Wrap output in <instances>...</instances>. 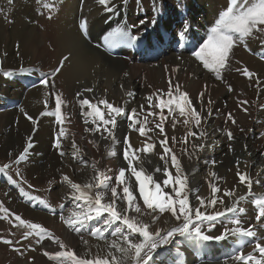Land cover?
<instances>
[{"label": "bare ground", "instance_id": "obj_1", "mask_svg": "<svg viewBox=\"0 0 264 264\" xmlns=\"http://www.w3.org/2000/svg\"><path fill=\"white\" fill-rule=\"evenodd\" d=\"M12 1L9 4L8 0H0V60L7 56L3 61L5 71L13 73V77L0 79V163L6 164L15 160L29 142V137H31L32 144L39 145L45 153L47 152L46 157L37 153V157L34 156L31 160L21 164L26 177L21 180L24 185L46 188L56 179H60L62 185L59 200H67L69 212L73 210L75 203L70 198L71 189L62 182V175H67L73 182L83 184L88 182L94 174L91 167L92 161H98L99 167L102 169L115 170L127 167L121 153L123 148L121 131L126 121L118 119L116 135L121 143L115 146L116 155H106V148L110 141L101 139L99 133L85 131L89 125L85 124V117L81 114L77 93H83L84 97L93 102L100 99H107L114 104L130 101L126 105L130 112L132 108H139L142 103L147 109L145 97L157 89L167 91L168 81L171 78L174 82L181 84L182 90L189 93L194 106H197V111H200L197 96L200 91L204 90L205 84L209 86L205 95V105L209 96L213 101L211 105L213 115L208 118L206 123L202 122V127L208 134L204 141L205 148L197 151L190 159L188 155L181 152L179 143L174 147L182 159L181 164L185 173L188 174L189 187L198 188L199 195L208 196V181L211 179L209 173L215 172L218 177L222 178L217 181L222 190L218 195H222L224 189L230 190L233 187L236 188L237 196L242 195L243 189L236 176V164L239 161L240 171L247 172L253 179V193L264 194V122L259 121L264 113V108L260 107L264 105V61L261 58L264 56V45H261L259 40L249 41V47L257 53L248 54L243 49L244 47L240 46L243 48L234 49L230 63V71L232 68L242 70L247 67L257 73L261 81L260 86L257 87L254 81H249L241 72L238 75L231 72L223 74L222 72L223 81L217 80L192 55L172 54L140 64L130 63L123 58L109 55L104 50L90 44L79 30L78 22L82 19L86 18L92 24L98 19L103 21L107 18L104 15L106 13L104 7L100 6L96 0H70L74 5L67 12H64L63 8L60 12L55 9L51 10L54 19L46 18V13L39 9L35 0ZM180 1L186 3L184 0ZM114 2L120 5L122 0H114ZM172 2L173 0H164L163 3ZM143 4L144 0H129L127 7H121V10L124 14L136 15ZM80 13L82 14L79 20L71 18L72 15L77 14L78 16ZM17 44H19V48H17ZM4 53L7 55L5 56ZM64 57H68V59L64 62L61 72L54 78L55 88H45L40 84L41 79L58 67ZM2 65L0 64V67ZM21 67L25 71H19ZM38 67L41 71L37 70ZM227 85H231L233 91L229 92ZM85 88H91L93 91L84 93ZM129 91L135 93L134 99L126 95ZM53 92L61 93L62 98L67 102L66 108L62 106V114L67 115L63 125L57 123L55 116L41 115V113L55 111V96L51 94ZM243 100L248 101V104L244 105L248 109L247 113L238 106V101ZM99 107L104 111L102 105ZM21 108L36 120V124L25 117ZM85 111H87L86 106ZM228 112L234 115L237 121L235 125L231 121L225 123ZM202 116H207L206 110L202 112ZM88 119L91 120V117ZM171 119L170 117L165 122V131H172L169 145L172 136H175L179 141L184 138L187 131L186 126L182 123V117L177 115V119L181 122L177 123L175 128L170 123ZM61 126L66 129V136L61 138L62 150L66 153L63 157L60 154L57 155L56 149L51 146L54 145ZM240 128H243L244 131L241 132ZM226 129L233 132L234 139H228ZM192 130L198 131L195 127ZM156 131L153 132L154 135H156ZM93 139L97 141L99 148L88 143ZM145 139L147 138H140L141 142ZM188 139L187 147L191 153L193 151L191 143L198 144L201 141L195 137ZM73 140L81 149L82 158L89 161L88 165L81 164L78 158L73 159L71 147ZM138 145L140 147L141 143L139 142ZM229 146H231V150H229ZM245 146L247 147L245 148ZM209 147L211 150H208ZM149 159L154 160L152 153L148 155L147 159L142 153L144 167H147ZM213 160L216 161L214 165L211 163ZM171 170L175 175V170ZM257 180L259 183L255 182ZM10 194L13 197V194ZM196 194L191 195L195 204L198 203L194 199ZM135 195L143 207V201L139 198L138 191ZM13 199L7 201V205L18 209L21 217L25 215L49 228V231L60 237L77 255L85 253L86 246L81 242L80 236L70 231L62 221H59L58 217L44 211L31 210L15 200L14 197ZM227 203L228 198H225L224 206ZM241 207L246 210L241 217L242 226L246 227L247 223L250 224L255 220V215L252 216L254 208L243 201ZM218 209L219 205L215 210ZM132 214L134 213H130V215ZM154 215L157 214L154 213ZM143 219L150 221L149 217ZM167 219L162 215L159 221H156L158 224L155 222L157 227L162 228L163 222ZM91 223L94 226L97 225L96 221ZM14 224L18 225L14 218L0 221V236L13 240L15 247H19L23 254L14 251L12 246L0 243V264L56 263L44 256L43 252L60 250L57 244L49 239H45L41 244H36L33 237L24 239V228L14 227ZM220 230H222L221 226L217 223L212 234H218ZM83 236L84 239L89 240L90 245L101 244L99 251L103 254V241H97L89 236L87 231L83 233ZM108 239H112V237H108ZM246 239L230 237L224 242L213 241L209 242L207 249L198 251V246H195L193 242L177 237L172 245L159 250V253L164 257L156 264H194L201 258L210 256H214L213 262L206 261L200 264H218V262L222 264L226 259V254L238 248ZM31 248H35V251H32ZM91 251L94 254L98 249L92 247ZM243 251L248 252L249 248L246 250V246H244ZM201 261L203 260L201 259ZM231 262L229 261L228 264Z\"/></svg>", "mask_w": 264, "mask_h": 264}, {"label": "snow or ice", "instance_id": "obj_2", "mask_svg": "<svg viewBox=\"0 0 264 264\" xmlns=\"http://www.w3.org/2000/svg\"><path fill=\"white\" fill-rule=\"evenodd\" d=\"M96 2L103 6L107 12L118 15L121 7H127L129 0H122L120 5H117L114 0H96ZM8 3L11 4L12 0H8ZM43 7L50 12L54 5L43 4ZM152 7L153 17L149 21L144 19L139 21V24L144 26L142 30L137 29L133 32L132 28H136L135 25L130 28L126 24L122 26L118 24L117 27L103 35L104 45L106 47H116L117 45H126L129 48L136 47L142 39H146L144 33L147 32L148 26H156L159 22V16L163 15V0H152ZM48 18L51 19V15ZM79 29L85 36L88 35L86 18L79 23ZM188 33V28L179 31V41H185ZM176 35L173 33L174 39ZM250 40H259L260 44L264 45V0H226L225 6L218 13V18L208 30L207 38L192 50L191 55L217 80L223 81L222 72L231 63L234 49L237 46H243L246 50L253 51L249 47ZM17 48H19V44H17ZM4 55L6 56L7 53ZM261 58L264 59V56ZM67 59L68 57H64L58 67L41 79L40 84L45 88H55L54 78L61 72ZM236 70L241 72L249 81H254L257 87L260 86L261 81L257 73L247 67ZM19 71L23 72L25 69L21 67ZM0 72H3L4 77L13 75L10 71H4L2 67H0ZM149 87L151 86L149 85ZM208 87L205 84L204 90L200 91L197 96L200 111H197V106H194L189 93L182 90L181 84L174 82L171 78L168 81L167 91L157 89L147 95L145 97L147 109L142 103L139 106V112L137 108H132L129 112L126 105L130 101L114 104L107 99H100L93 102L84 97L83 93L78 92L77 100L81 114L85 117V124L89 125L85 131L99 133L101 139L110 141L106 148V155L115 156V146L121 143L116 135L118 119L126 121L129 130L137 131L141 137L147 139L141 142L140 147L133 148L128 136L124 135L122 150L127 167H120L115 170L102 169L99 167L98 161H92L91 167L94 174L88 182L83 184L73 182L67 175H62V182L71 189L70 198L75 203V208L69 212L67 217L61 213L60 220L70 231L80 236L81 242L86 246L83 255H77L75 251L68 248L60 237L55 236L41 224L25 220L20 215L11 214L14 216V220L18 222V225L14 224L13 226L24 228L26 231L23 233V238L35 237L36 244H41L45 239L57 244L60 250L43 252L44 256L50 261H56V264H154L155 254H158V250L162 249L163 246L172 244L177 237L193 242L195 246H198V251L207 249L209 242L219 243L227 241L230 237H244L247 239L243 244L226 254L223 264H228L229 261H233L234 264H264V243H261L264 237L257 236L255 225L242 226L241 219L246 212L245 208L241 207V202L251 197L255 220L257 224L264 223V195H254L252 177L247 172L240 171V162L237 161L236 176L239 178V184L245 185L248 190L245 195L237 196L235 187L230 190L224 189L222 195H218L222 190L217 181L222 178L218 177L215 172L209 173L211 177L208 181L209 195H199L198 188L189 187L188 174L185 173L174 150V146L179 143L181 152L191 159L197 151L205 148L204 141L208 134L202 127V122L206 123L208 118L213 115L211 109L213 101L210 96L205 105ZM227 87L229 92L233 91L231 85H227ZM92 91L91 88L83 90L84 93ZM51 94L55 96V111L41 113V115L55 116L57 123L63 125L67 115L62 114V106L66 108L67 102L62 98L61 93L53 92ZM126 95L133 99L135 97V93L132 91L127 92ZM247 104V100L238 101V106L246 113L248 109L244 105ZM100 105L103 106L104 111L101 110ZM85 106L87 111H85ZM260 107L264 108V105ZM20 110L28 120L36 124V120L23 108ZM165 110H167V115ZM205 110L207 116H202V112ZM141 114H143L142 118ZM177 115L183 118L182 123L186 126L187 131L184 138L179 141L175 136H172V146H170L169 137L165 132V122L171 117L170 123L175 128L176 124L181 122L177 119ZM88 117H91V120ZM149 117L153 119L150 121ZM228 121H231L233 125L237 123L231 112L226 115L225 123ZM149 123H152L154 127L149 128ZM193 127L197 128L198 131H193ZM155 130H158V136L163 137L158 144L162 149V152L159 153V159L163 161V166L156 167L153 172H149L144 167V160L141 159L140 154L143 153L147 159L148 155L154 152L157 144L152 141L149 133ZM225 131L229 140L234 139L231 130L226 129ZM240 131L243 132L244 129L240 128ZM65 136L66 129L61 126L53 146L59 150L62 157L66 155L61 144V138ZM189 137H195L201 141L198 144L192 143L193 151L191 153L187 147ZM28 140L29 142L15 160H11L0 167V174L7 175V170L12 164L19 165L26 159L29 150L33 147L31 137ZM88 143L99 148L95 139L88 141ZM71 147L73 159L78 158L81 164L88 165L89 161L82 158L81 149L75 140L72 141ZM229 150H231V146H229ZM148 162L151 163L150 160ZM211 163L214 165L216 161L213 160ZM170 169L175 170V175ZM156 172L162 173L160 181L154 178ZM16 174L20 175L19 169L16 170ZM255 182L259 183V180ZM137 191L139 198L143 201V207L135 195ZM19 192L22 197H27L30 201L35 200L39 205L55 213V209H51L46 201L39 197L30 196L23 187H20ZM193 193H197L194 196L197 204H193L190 200ZM225 198H228L226 206H224ZM217 205L224 207L222 210H215ZM63 208L64 204H61L60 209ZM0 211L5 214L4 218L6 219L9 210L0 205ZM130 213L134 214L130 215ZM154 213L161 215L169 213L175 223L168 228H157L153 231L151 224L159 219V216L154 215ZM144 217H149L150 221H146L143 219ZM93 221L97 222L96 226L92 225L91 222ZM217 223L220 224L222 230L214 235L212 233L216 229ZM109 230L111 231L109 232ZM85 231L97 241L104 242L103 254L99 251L101 244L90 245L89 240L84 239L83 233ZM109 235L112 239H108ZM253 241V251L245 254L244 246ZM0 243L12 246L14 251L23 254L19 247H15L11 239L0 236ZM92 247L98 249L94 254L91 251ZM31 250L35 251V248H31Z\"/></svg>", "mask_w": 264, "mask_h": 264}, {"label": "rangeland", "instance_id": "obj_3", "mask_svg": "<svg viewBox=\"0 0 264 264\" xmlns=\"http://www.w3.org/2000/svg\"><path fill=\"white\" fill-rule=\"evenodd\" d=\"M58 1H60L59 3H56V2H58ZM152 0H144V5H147L148 7L149 6H151L152 5V2H151ZM13 2V1H12ZM54 2H55V4H54ZM142 2V1H141ZM151 2V3H150ZM163 2H164V0H163ZM50 4H52V5H54V7L51 9V10H53V9H55V10H57V11H59L60 12V10L63 8L62 7V0H54L53 2H49ZM61 6H60V5ZM140 4V3H139ZM164 4V3H163ZM60 6V7H59ZM60 8V9H59ZM238 48V47H237ZM7 57V56H6ZM6 57L2 60H0V61H2V68H3V70L5 71V68H4V62L3 61H5L6 60ZM38 71H41V69H39V67H38V69H37ZM233 70V71H232ZM236 71V72H235ZM229 72H231V73H233V74H235V75H238L239 74V72L235 69V68H232L231 69V71H230V64L228 65V67L225 69V70H223V74H226V73H229ZM235 72V73H234ZM2 77H4L3 76V72H0V79L2 78ZM11 77H13V75L11 76ZM5 78V77H4ZM24 81V80H23ZM26 83V82H25ZM24 83V84H25ZM137 108V110H138V112H139V108L138 107H136ZM158 111V110H157ZM165 114L167 115V111L165 110ZM142 116H143V114H141V118H142ZM170 118V117H169ZM153 118L152 117H149V120L151 121ZM259 121H263L264 122V113L262 114V116H261V119L259 120ZM123 130L121 131V134H122V138H124V135H127L128 136V138H129V141H130V143L132 144V146H133V148H138L139 147V145H138V143L140 142L141 143V140H140V138L142 139V138H146V137H141L140 136V134H139V132H137V131H131V130H129L128 128H127V122H125L124 124H123ZM148 127L149 128H152V127H154V125L152 124V123H149V125H148ZM156 131V130H155ZM167 131V132H166ZM165 132H166V134L168 135V137L170 138V135H171V133H172V131L171 130H166ZM157 133H158V131H156V135H154V133L153 132H150L149 133V135L152 137V141L153 142H155L156 144H157V147L154 149V152L152 153V155L154 156V160H151V159H149L150 161H151V163H149L148 162V164H147V167L145 166V168L147 169L148 168V171H150V172H153L154 171V168H156V167H162L163 166V161H161L160 159H159V153H161L162 152V149L158 146V144H159V140L160 139H163V137L162 136H158L157 135ZM153 134V135H152ZM259 134V133H258ZM139 140V141H138ZM36 143V142H35ZM137 145H136V144ZM192 144V143H191ZM121 145H122V143H121ZM170 145L172 146V143H170ZM53 148H55L53 145H51ZM51 146H49L51 149H52V147ZM39 145H37V144H33V147L29 150V152H28V154H27V157H26V159L24 160V161H22L19 165H16V164H12L11 165V167L7 170L8 171V174L7 175H5V174H0V205H2L4 208H7L8 210H9V215H8V217L5 219L4 218V213L2 212V211H0V221H5V220H8V219H11V218H14V216L13 215H11V214H16V215H21V213H20V211H18V209H15V208H12L11 206H9V205H7V201H10V200H14L13 199V197L15 198V200H17V201H19L21 204H23V205H25L26 207H29L31 210H36V211H40V212H46L47 214H49V215H52V216H56V217H58V219H59V221L61 222V220H60V214L62 213L64 216L65 215H68L69 214V210H68V205H69V203L67 202V200L66 201H61V200H59L60 198V189H61V185H62V183H61V181H60V179H56L54 182H52V184H50L48 187H46V188H39V187H37V186H31V187H29V186H26V185H24L22 182H21V180H24L26 177L24 176V174H23V171H22V167H21V164L22 163H25L26 161H28V160H31L34 156H36L37 157V155L39 154V155H42V156H47V152L45 153V151L42 149V147H40ZM122 147H123V145H122ZM175 147V146H174ZM56 149V148H55ZM123 149V148H122ZM158 149V150H157ZM53 150V149H52ZM174 150L176 151V149L174 148ZM208 150H211L210 149V147L208 148ZM158 151V152H157ZM38 153V154H37ZM121 153L123 154V150L121 151ZM176 153H177V151H176ZM56 154L57 155H59V151L56 149ZM141 155V159H142V153L140 154ZM177 155H178V157H179V159H180V161L182 162V159L180 158V155L177 153ZM0 156H1V154H0ZM155 157H156V159H155ZM1 162V161H0ZM3 163V162H2ZM2 163H0V167H2L4 164H2ZM127 163V162H126ZM162 164V165H161ZM155 166V167H154ZM152 168V169H151ZM17 169H19V172H20V175L18 176L17 174H16V170ZM171 170V169H170ZM171 171H173V170H171ZM9 177H11V179H9ZM161 177H162V173H160V172H156L155 173V176H154V178L155 179H157V181H160V179H161ZM15 182V183H14ZM239 183V182H238ZM237 183V184H238ZM241 185V184H240ZM20 187H23L24 189H25V191L26 192H28L29 193V195L30 196H34V197H39L40 199H42V200H44V201H46L47 202V204H48V206L51 208V209H55V213H52V212H50L49 211V209L48 208H45V207H43V206H41V205H39L38 204V202L37 201H35V200H28L27 199V197H22L21 195H20V192H19V189H20ZM241 188L243 189V193H242V195H245L246 193H247V188H246V186L245 185H241ZM53 192H55L54 194H53ZM58 192V193H57ZM10 193H12L13 194V197L11 196V194ZM56 194V195H55ZM254 195L255 196H261V195H264V194H259V193H254ZM192 198V196H190V200H191V202L193 203V204H195L194 203V200L193 199H191ZM251 197H249L248 199H245L243 202H245V203H248L249 205H251L253 208H254V206H253V204L251 203ZM61 204H64V208L63 209H60V205ZM224 206H221V205H219V209L218 210H222V208H223ZM157 214V216H159V218L160 217H162V215L163 216H166L168 219L167 220H165L164 222H163V224H162V228H168V227H170V226H172L174 223H175V221L170 217V214L169 213H164V214H159L158 215V213H156ZM254 215H255V213L253 212L252 213V216L254 217ZM22 217H23V219H25V220H28V221H30V222H33V223H39V222H36V221H34V220H32V219H29V218H27L25 215H22ZM171 218V219H170ZM223 219V218H222ZM242 219V218H241ZM157 221H159V219L157 220ZM167 221V222H166ZM157 224H158V222H156ZM156 223H153V224H151V229L154 231L155 229H157V228H161V227H157V225H156ZM39 224H41V223H39ZM251 225H255L256 226V228H255V230H256V233H257V236L258 237H264V223H261V224H257V222H256V220H254L253 222H251L250 223ZM250 224H248L247 223V225H246V227H248ZM42 225V224H41ZM43 226V225H42ZM43 227H45V228H47L46 226H43ZM47 229H49V228H47ZM25 230V229H24ZM26 231V230H25ZM111 230H109V232H110ZM106 235H108L107 233H106ZM108 237H111L110 235L108 236ZM33 239H36L35 237H33ZM185 241V240H184ZM187 242V241H186ZM261 243H264V239H262L261 240ZM170 245H172V244H170ZM166 246H168V245H166ZM166 246H163L162 248H164V247H166ZM249 248V251H253V248H254V241L252 242V243H248V244H246V250ZM159 250H161V249H159ZM159 250H158V254H155V259H154V264H156L157 263V261L159 262L160 260H162L163 259V257L164 256H162L160 253H159ZM249 251L248 252H244L245 254H247V253H249ZM257 255H258V253H257ZM214 256H210V257H203V258H201L203 261H201V259H200V261H197L196 263H194V264H200V263H204V262H206V261H211V262H213L214 261V258H213ZM222 259V258H221ZM54 264H56V263H54ZM221 264V263H220ZM223 264V263H222ZM230 264H234V262L232 261Z\"/></svg>", "mask_w": 264, "mask_h": 264}]
</instances>
